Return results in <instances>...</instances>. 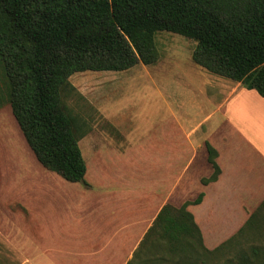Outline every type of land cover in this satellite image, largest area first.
<instances>
[{
  "label": "rangeland",
  "instance_id": "1",
  "mask_svg": "<svg viewBox=\"0 0 264 264\" xmlns=\"http://www.w3.org/2000/svg\"><path fill=\"white\" fill-rule=\"evenodd\" d=\"M154 43L155 64L76 72L61 90L64 109L80 128L87 185L66 181L36 160L0 95V264H126L142 241L133 248L130 232L138 222L146 235L155 208H178L199 195L196 184L213 172L206 143L238 166L252 157L224 118L236 82L194 64L191 38L160 31ZM1 73L0 63V79ZM257 105L264 112V104ZM248 107L242 117L258 120ZM164 167L176 176L171 191L156 186L163 178L155 173ZM183 168L190 182L180 190ZM263 250L258 242L233 237L213 264L237 252L251 264H264Z\"/></svg>",
  "mask_w": 264,
  "mask_h": 264
},
{
  "label": "trees",
  "instance_id": "2",
  "mask_svg": "<svg viewBox=\"0 0 264 264\" xmlns=\"http://www.w3.org/2000/svg\"><path fill=\"white\" fill-rule=\"evenodd\" d=\"M160 31L193 39L194 64L264 98V0H0V95L44 168L87 185L80 128L61 90L76 72L155 64ZM206 151L213 172L203 184L220 173L216 150ZM202 196L164 205L126 264H213L227 253L230 239L204 246L187 210ZM222 264L251 262L237 252Z\"/></svg>",
  "mask_w": 264,
  "mask_h": 264
},
{
  "label": "crops",
  "instance_id": "3",
  "mask_svg": "<svg viewBox=\"0 0 264 264\" xmlns=\"http://www.w3.org/2000/svg\"><path fill=\"white\" fill-rule=\"evenodd\" d=\"M231 88L232 90L225 102L224 118L238 130V134L245 142L242 141V147H245L252 157H247V160L238 166L228 160L224 161L221 153L216 148L218 152L216 162L220 169L217 179L206 184V186L201 182L196 184V187H199L198 194L203 193L202 200L199 204L189 205L187 210L192 213L194 222L201 231L202 242L208 249H214L220 243L233 237L243 238L246 241L250 239L264 245V112L257 105V101L263 105L264 98L253 89L243 88L239 82H236ZM243 95H250L253 97V101L245 99L242 97ZM239 101L240 103L232 109L231 104ZM249 105L253 106V112H255L256 117H259L258 120L255 117L252 120H247L246 116L242 117ZM231 109L243 129L231 117ZM248 123L252 131L248 129ZM253 140H256L258 144ZM157 144L159 145L156 147H165L163 143ZM164 161H166V158H164ZM163 164L166 166V163ZM171 168L167 170L164 167V172L155 173V177L163 178V182L156 183L157 188L160 184L159 189L162 190L171 191L172 188H177L175 182H172L176 176L171 174ZM180 172V177L185 180L180 184V190H185L189 188L190 177L186 178L184 168ZM162 206H159L157 210L155 208L152 222ZM140 224L138 222L135 225L137 227H133L136 230L133 231L132 229L130 232L133 236L131 244L134 249L145 236L144 231L146 228ZM138 226L139 230H137ZM209 226L211 229L210 235L207 234ZM133 248L131 252H133Z\"/></svg>",
  "mask_w": 264,
  "mask_h": 264
}]
</instances>
